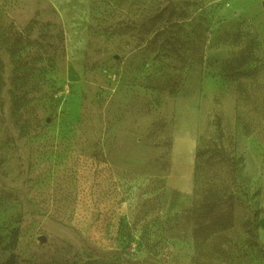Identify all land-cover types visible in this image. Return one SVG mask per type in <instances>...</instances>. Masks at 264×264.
<instances>
[{
	"label": "rangeland",
	"instance_id": "obj_1",
	"mask_svg": "<svg viewBox=\"0 0 264 264\" xmlns=\"http://www.w3.org/2000/svg\"><path fill=\"white\" fill-rule=\"evenodd\" d=\"M0 82V264H264V0H0Z\"/></svg>",
	"mask_w": 264,
	"mask_h": 264
},
{
	"label": "trees",
	"instance_id": "obj_2",
	"mask_svg": "<svg viewBox=\"0 0 264 264\" xmlns=\"http://www.w3.org/2000/svg\"><path fill=\"white\" fill-rule=\"evenodd\" d=\"M0 87H1V85H0ZM215 125H216L217 130H219V128L221 126V122H220L218 117L215 119ZM197 151L198 152L196 153L195 157H196V159L199 162V159L201 158V155H202V151L200 149V146H199V149ZM198 162H196V166L198 165ZM3 264H17L15 262V256L14 255H10L5 261H3Z\"/></svg>",
	"mask_w": 264,
	"mask_h": 264
},
{
	"label": "crops",
	"instance_id": "obj_3",
	"mask_svg": "<svg viewBox=\"0 0 264 264\" xmlns=\"http://www.w3.org/2000/svg\"><path fill=\"white\" fill-rule=\"evenodd\" d=\"M259 225H260L261 231H262V233L264 235V216L260 219Z\"/></svg>",
	"mask_w": 264,
	"mask_h": 264
}]
</instances>
